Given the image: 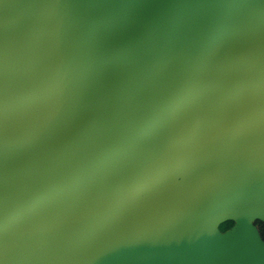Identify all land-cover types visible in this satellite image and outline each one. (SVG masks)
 <instances>
[{"label":"water","instance_id":"water-1","mask_svg":"<svg viewBox=\"0 0 264 264\" xmlns=\"http://www.w3.org/2000/svg\"><path fill=\"white\" fill-rule=\"evenodd\" d=\"M256 215L264 0H0V264H257Z\"/></svg>","mask_w":264,"mask_h":264},{"label":"rangeland","instance_id":"rangeland-1","mask_svg":"<svg viewBox=\"0 0 264 264\" xmlns=\"http://www.w3.org/2000/svg\"><path fill=\"white\" fill-rule=\"evenodd\" d=\"M184 172L177 173L175 175H164L156 187L147 190L135 199V204H141L154 195L162 191L167 186L180 182L185 177ZM237 205L233 206L227 212L222 213L215 225V236L219 240L226 242L229 248H236L238 246V239L235 235L237 228V219L233 216L234 211L237 209ZM250 227V239L259 248L264 250V219L258 215L249 219ZM257 264H264V260L259 261Z\"/></svg>","mask_w":264,"mask_h":264}]
</instances>
